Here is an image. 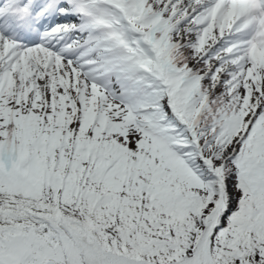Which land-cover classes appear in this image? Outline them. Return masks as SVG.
Here are the masks:
<instances>
[{
	"label": "snow or ice",
	"instance_id": "1",
	"mask_svg": "<svg viewBox=\"0 0 264 264\" xmlns=\"http://www.w3.org/2000/svg\"><path fill=\"white\" fill-rule=\"evenodd\" d=\"M0 264H264V0H0Z\"/></svg>",
	"mask_w": 264,
	"mask_h": 264
}]
</instances>
